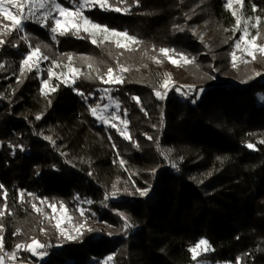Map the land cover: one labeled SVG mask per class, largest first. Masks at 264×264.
Instances as JSON below:
<instances>
[{"label":"trees","instance_id":"obj_1","mask_svg":"<svg viewBox=\"0 0 264 264\" xmlns=\"http://www.w3.org/2000/svg\"><path fill=\"white\" fill-rule=\"evenodd\" d=\"M59 1L69 6L66 0ZM108 3L129 11H104L96 5L84 14L110 30L136 37L141 43L133 51L107 41L97 46L84 34L78 36L86 38L69 33L53 39L49 27L27 22L28 41L48 60L41 70L21 75L25 41L18 31L2 37L0 209L7 192V212L0 217L3 250L19 256L23 249L17 250V244L33 238L47 244L58 231L55 218L45 217L61 214L63 203L71 223L86 220L85 226L97 231L55 244L44 260L33 258L32 264H93L108 255L114 264H195L189 249L200 239L210 245L202 258L207 261L264 264V102H258V95H264V74L252 81L232 76L239 82L235 84L207 68L206 77L198 75L201 80L193 81L196 90H203L199 96L173 89L162 101L155 95L161 87L154 76L127 71L119 73L122 83L99 79L108 67L135 65L161 48L200 53L197 62L204 61L207 49L199 48L193 35L186 37L185 26L200 23L196 12L204 7L223 40H237L240 35L232 31L235 18L226 1ZM242 11L252 20L260 17L264 25V0H244ZM178 27L185 31L180 34ZM67 55L79 70L74 82ZM49 69L56 74L52 79ZM48 79L52 90L42 94L41 82ZM111 104L127 120L124 132L130 139L111 124L98 122L90 110L99 105L98 110L108 111ZM113 185L119 202L110 201ZM137 189L148 194L141 196ZM20 192L25 194L23 202ZM49 204L56 205V213ZM78 209L85 210L83 216ZM118 213L134 226L125 231Z\"/></svg>","mask_w":264,"mask_h":264},{"label":"snow or ice","instance_id":"obj_2","mask_svg":"<svg viewBox=\"0 0 264 264\" xmlns=\"http://www.w3.org/2000/svg\"><path fill=\"white\" fill-rule=\"evenodd\" d=\"M227 7L232 8L233 4H239L240 9H234L232 11L233 17H235V25L232 31L236 32L239 31L241 33L239 39L235 42L234 50L230 53L231 55V63L233 68L238 67V61L243 64L249 63V60L246 59V57H251L253 61L257 59L258 54H264V43H257V40L260 37V32L257 31L255 35L250 33L249 27L252 28H259V25L261 24V18L256 17L255 22L250 24L251 18L248 16H245L242 9L244 5V0H226ZM96 5H99V7L104 11L114 10L117 12H124L125 14L128 13L129 8L128 7H118L115 5H110L108 3V0H78V3L74 0V6L72 9L68 7L62 6L61 3H57V0H0V17H2L4 20H10L12 22L11 26L0 24V45H3L5 43V40L2 38L3 36L9 35L11 31H24V21L25 20H32L34 23H37L38 25L42 27H49L51 33H53V39H56V35L64 36L66 34L71 33L72 35H77L83 31L85 33H88L89 36H91V42L97 46L100 44H103L104 42H114L115 46L117 48H123L126 51H133V48L131 45L139 44L141 43L136 39L134 36H130L126 31H115L110 30L107 26H102L99 23H96L92 21L89 17H87L84 12L85 10H91L96 7ZM252 11H256V9L253 7ZM49 20H51V24H49ZM183 30V29H180ZM227 31V29H225ZM78 38H86V37H79ZM25 39H27L25 37ZM159 52L163 54L165 57H168L169 62L177 67H183L185 65H193L195 63L194 58H189L183 53H178L174 49L169 48H161L159 49ZM238 52L240 55H238ZM170 53L172 55H170ZM173 56H178L179 59L173 58ZM47 60L48 57L44 55L41 52V49L39 46H36L34 48H31L29 54L27 57L22 61L21 66V75L24 74L25 70H31L34 66H38L40 60ZM81 59L84 60H90L89 57H82ZM67 60L69 61L68 64V71L72 73L73 75V82L75 81V78L79 75V70L72 67V55H67ZM153 60H156V57H153ZM29 61L32 63L30 64ZM181 61L183 63H181ZM91 63L89 64V67H91ZM0 67H3L0 65ZM98 71V70H97ZM129 71L128 68L123 67L121 65H117V68L114 69L112 67H108L106 70V73L100 74L99 79L102 83L105 84H117L123 82V77L119 73H124ZM49 77L54 75L51 69L48 71ZM255 75L259 76L261 73L257 72ZM61 77L66 76L65 73L60 74ZM106 76V79H105ZM59 78V77H58ZM251 78V77H250ZM45 85H47V81L44 82ZM160 87H162L165 91L162 93L159 90H154L155 95L158 99H164L167 91L171 90V88H175L177 92H179L181 95H184L185 93L182 91L183 88H188L191 90L193 88L192 85H181V86H175L174 83H171V74L165 73L164 77L162 79V83L160 84ZM53 91H55V88H53ZM107 91V89H106ZM80 95H83V93H80ZM134 100H136L137 103H139L138 97H133ZM195 103V100L192 101ZM50 103V101H49ZM99 105L96 107L91 108V112L93 116L100 119L103 123L107 124L108 120H115L116 117H108L105 118L103 116L98 115V109ZM41 117L38 115L36 116V119L39 120ZM125 126L127 122L125 121ZM112 127H116V124H112ZM118 131H120L118 129ZM121 135L124 136L125 139H130V137L127 135L126 132L121 131ZM151 139V137H148ZM46 139L51 140L50 137H46ZM261 143H264V141H261ZM138 146V145H137ZM9 147H12L9 145ZM247 147L253 148V144H248ZM22 150V149H21ZM124 162L121 161V164ZM175 166V165H173ZM91 175V173H89ZM3 188V185H0V189ZM116 186L113 185L114 191L112 192V196L115 197L117 195V191L115 190ZM125 191H127L125 189ZM136 191L139 192L141 196H146L148 194L147 190H140L137 189ZM131 194V193H129ZM24 193L20 192V200L23 202ZM32 195V194H29ZM4 198V208L0 209V217H3L5 213L7 212V192L5 191L3 193ZM79 199V197H77ZM107 199V197H106ZM41 203H45V201H41ZM88 203H91V201H88ZM53 213H56L57 208L55 204H49L48 205ZM60 209L62 210L60 214V218L56 219L55 228L58 231L59 235L63 237L64 239H72V240H79L83 237L84 232H91V231H97L96 229H92L90 227H86L87 221L85 220L84 223H81L79 225H74L70 231H66L62 225L64 223H71L72 217L68 215L66 206L61 203ZM32 209L37 212L38 214H42V209L38 208L35 204H32ZM80 212V215H84V209H78ZM120 215L121 219L124 221V230L126 231L128 228L133 227L129 221V218L125 216L123 213H118ZM46 219H54L53 217H45ZM3 229L0 228V232H2ZM43 231V230H42ZM111 235V233H109ZM47 246L43 243H41L39 240L33 238L30 243L27 244H17L16 248L17 250L23 249L24 251L30 252L33 256H39L43 257L44 255H47L46 251H40L45 249ZM3 250V237L0 236V251ZM210 250V245L206 239H200L198 242L195 243L193 247L189 249L190 253L192 254V259L195 261L197 260L198 256L202 252H207ZM9 259L14 260L16 258V253L13 252L11 254H7ZM113 259L112 256H109L107 258V261H111ZM4 257L0 256V264H3ZM107 261L104 262V264H107Z\"/></svg>","mask_w":264,"mask_h":264},{"label":"rangeland","instance_id":"obj_3","mask_svg":"<svg viewBox=\"0 0 264 264\" xmlns=\"http://www.w3.org/2000/svg\"><path fill=\"white\" fill-rule=\"evenodd\" d=\"M66 1H67L66 3H69V6L65 5V3H62L59 0H57V3H61L62 6L72 9L74 6V2L72 0H66ZM76 1L78 3V0H76ZM226 5H227V3H226ZM228 9L232 13V11L234 9H240V5L239 4H233V7L231 9L230 8H228ZM184 13H187V12L184 11ZM196 13L199 15L201 22L200 23L191 22V25L185 26V28L187 30V32H185L187 34H185V35H186V37H188L189 35H193V38H195V40L200 44L199 48L204 47L205 49H207L206 50L207 55H206V57H204V61H206V60L210 61V64H208L209 62H207V63L203 64V66H202V62H204L202 59L198 60V62H197V58L200 55H202L200 53H195V56H193L192 54H188L185 50L181 49L180 47H174V48L172 47L170 49H174L178 53H183L189 58H194L195 64L185 65L183 67H177V66H174L173 64H171L169 62L168 57H165L163 54L159 53L155 56L154 55L153 56L146 55L143 58H141L142 61L140 63H136L135 65L127 64L126 68L129 69L128 72H132L138 76H144V77L154 76L158 80V82H160V84L162 83V79L164 77V74L170 73L171 74V83H174L175 86H177V87L181 86V85H192L193 88L191 90H189L188 88H183L182 91L185 92L186 94H189V95H195V93H197L198 96L202 93L203 90H196V85L193 84V83H195L193 81L201 80L200 78L197 79L198 75L202 76V77L204 75H206L203 73L207 68L217 70V72L221 73L220 79L229 80L230 82L235 83V84L239 83V82L233 80L232 76H235L237 78H242V79L243 78L244 79L249 78L252 81L258 77L257 75H255V73L259 72V73H261V75L264 74V54H258L257 59L255 61H253L251 57H246V59L249 60V63L243 64V63H240L238 61L237 62L238 67L233 68L232 63H231L230 53L234 50L235 42L239 38L237 40H234V39L223 40V38L221 37V34H219L216 27L214 26V23H212L209 20L210 16H209V14H207L208 13L207 9L203 7V8H201V10L199 12L197 11ZM190 17H191L190 14H186L187 19H190ZM27 22H33V21L30 19L25 20L24 21V31H22V32L18 31L21 38H23L25 43H26L27 54H26L25 58L29 54L31 48L36 47V46L32 45V43L30 41H28V38H27L28 36H27L26 29H25V25L27 24ZM49 22H51V20H49ZM254 22H255V20H252V19L250 20V24L254 23ZM0 24L11 26L12 22L10 20H4L2 17H0ZM180 29H183V30H180ZM175 30L179 31L180 34L183 31H185L184 28H180V27L175 28ZM249 31L253 35H255L257 33V31H259L260 37L257 40V43L258 44L264 43V25H259L258 29L249 27ZM79 34H84V35L89 36L88 33H85L83 31H81ZM52 35H53V33H52ZM239 35H241L240 32H239ZM25 37L27 39H25ZM89 37L91 38V36H89ZM112 43L115 44L114 42H112ZM135 46H136V44L131 45V47L133 49H135ZM199 48H197V49H199ZM121 49L125 50L123 48H121ZM41 52L45 55V52H43V50H41ZM170 55H172V54L170 53ZM238 55H240L239 52H238ZM153 57H156V60H153ZM173 58L179 59L178 56H173ZM45 61L46 60H43V59L40 60L38 66H34L32 69L35 68L37 70L38 69L41 70L43 68V63H45ZM29 63L31 64L32 62L29 61ZM181 63H183V62L181 61ZM55 75L56 74L54 73V75H52L51 77H49V75H47V76L49 77V79H52L53 77H55ZM66 77H67V74H66ZM204 77H206V76H204ZM49 79L46 80L47 85H45V83H44L45 81L41 82L40 87H41L42 94L49 93L52 90V83ZM66 80L68 81V77ZM173 89L175 90V88H171V90L167 91L166 96L169 95V93L172 92ZM158 90L161 91L162 93L165 91L162 87ZM158 100L162 101L163 99H158ZM258 102L259 103L264 102V95H262V94L258 95ZM98 115L103 116L105 118L112 117V116L116 117L117 119H115V120L109 119L107 124L101 122V120L98 119L97 117L96 118H97L98 122L102 123L103 125H109V124L112 125L113 123L116 124V127H114V128H116L117 130L119 129L120 130L119 133H121V131H123V132L125 131L124 130L125 129V123L124 122L125 121L127 122V120L124 119L120 115L119 109H118L116 104L115 105L111 104V108L108 111L98 110ZM109 198H110L111 202H119L120 201L117 196L113 197L112 195H109ZM105 199H106V197H105ZM56 215H57V217H55V223H56V219L60 218V213H58ZM74 225H77V224L64 223L62 225V227L66 231H70ZM97 228L101 229L102 231H104L106 233L109 232V231L107 232L106 231L107 229L105 230L101 226H98ZM111 232H114V230H112ZM47 241H49V242L45 245L47 247H51L53 249L55 244L58 246H61V245H65L71 241H77V240H72V239L66 240L63 237H61L58 233L57 235L51 236L50 239H47ZM209 251L202 252L198 256L195 264H222V263H214V262L202 259L203 256L205 254H207ZM19 253L20 252H18V254ZM8 254H11V253H8ZM109 256H112V255H108L103 260L95 262L93 264H104V262L107 261V258ZM16 257H17V255H16ZM107 264H114V257L111 261H107Z\"/></svg>","mask_w":264,"mask_h":264},{"label":"built area","instance_id":"obj_4","mask_svg":"<svg viewBox=\"0 0 264 264\" xmlns=\"http://www.w3.org/2000/svg\"><path fill=\"white\" fill-rule=\"evenodd\" d=\"M40 251H46L48 255L52 251V248L46 247L45 249ZM6 253L7 252L5 250L0 251V256L4 257L3 264H32L33 258L44 260L47 257V255H44L42 258L39 256H33L30 252L22 250V254L12 260L8 258V255H6Z\"/></svg>","mask_w":264,"mask_h":264}]
</instances>
